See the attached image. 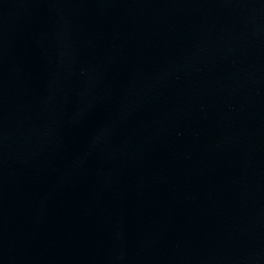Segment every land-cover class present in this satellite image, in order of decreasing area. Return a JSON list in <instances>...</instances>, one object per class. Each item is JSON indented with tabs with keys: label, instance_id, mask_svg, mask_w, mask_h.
I'll list each match as a JSON object with an SVG mask.
<instances>
[{
	"label": "water",
	"instance_id": "1",
	"mask_svg": "<svg viewBox=\"0 0 264 264\" xmlns=\"http://www.w3.org/2000/svg\"><path fill=\"white\" fill-rule=\"evenodd\" d=\"M0 264H264V0H0Z\"/></svg>",
	"mask_w": 264,
	"mask_h": 264
}]
</instances>
